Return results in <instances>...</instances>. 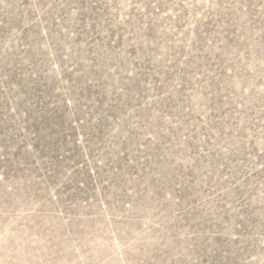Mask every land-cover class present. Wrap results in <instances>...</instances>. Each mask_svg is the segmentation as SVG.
I'll return each mask as SVG.
<instances>
[{
  "label": "rangeland",
  "instance_id": "obj_1",
  "mask_svg": "<svg viewBox=\"0 0 264 264\" xmlns=\"http://www.w3.org/2000/svg\"><path fill=\"white\" fill-rule=\"evenodd\" d=\"M0 264H264V0H0Z\"/></svg>",
  "mask_w": 264,
  "mask_h": 264
}]
</instances>
